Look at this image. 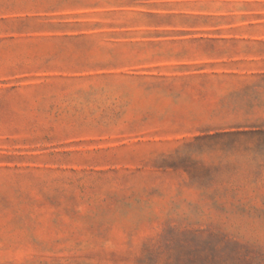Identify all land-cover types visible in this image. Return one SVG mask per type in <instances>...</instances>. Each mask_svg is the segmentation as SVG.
<instances>
[{
    "label": "rangeland",
    "instance_id": "374dc122",
    "mask_svg": "<svg viewBox=\"0 0 264 264\" xmlns=\"http://www.w3.org/2000/svg\"><path fill=\"white\" fill-rule=\"evenodd\" d=\"M0 264H264V0H0Z\"/></svg>",
    "mask_w": 264,
    "mask_h": 264
}]
</instances>
